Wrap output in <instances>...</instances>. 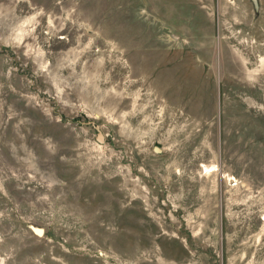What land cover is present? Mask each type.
I'll use <instances>...</instances> for the list:
<instances>
[{
	"label": "rangeland",
	"instance_id": "1",
	"mask_svg": "<svg viewBox=\"0 0 264 264\" xmlns=\"http://www.w3.org/2000/svg\"><path fill=\"white\" fill-rule=\"evenodd\" d=\"M257 1L0 0V264H264Z\"/></svg>",
	"mask_w": 264,
	"mask_h": 264
},
{
	"label": "water",
	"instance_id": "2",
	"mask_svg": "<svg viewBox=\"0 0 264 264\" xmlns=\"http://www.w3.org/2000/svg\"><path fill=\"white\" fill-rule=\"evenodd\" d=\"M250 1H251V3L253 4V7H254L255 9H257V8H258V1H257V0H250ZM103 140H104V136H103L100 132H98V134H97V141H98L99 143H102Z\"/></svg>",
	"mask_w": 264,
	"mask_h": 264
},
{
	"label": "bare ground",
	"instance_id": "3",
	"mask_svg": "<svg viewBox=\"0 0 264 264\" xmlns=\"http://www.w3.org/2000/svg\"><path fill=\"white\" fill-rule=\"evenodd\" d=\"M38 234H40V233H38Z\"/></svg>",
	"mask_w": 264,
	"mask_h": 264
}]
</instances>
